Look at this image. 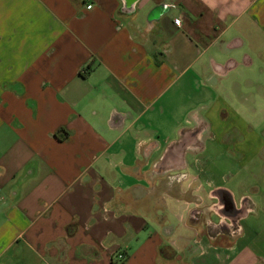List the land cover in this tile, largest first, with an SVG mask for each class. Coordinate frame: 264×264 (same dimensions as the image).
Here are the masks:
<instances>
[{
	"label": "crops",
	"instance_id": "1",
	"mask_svg": "<svg viewBox=\"0 0 264 264\" xmlns=\"http://www.w3.org/2000/svg\"><path fill=\"white\" fill-rule=\"evenodd\" d=\"M261 34L264 0H0V264H264V179L187 168Z\"/></svg>",
	"mask_w": 264,
	"mask_h": 264
},
{
	"label": "rangeland",
	"instance_id": "2",
	"mask_svg": "<svg viewBox=\"0 0 264 264\" xmlns=\"http://www.w3.org/2000/svg\"><path fill=\"white\" fill-rule=\"evenodd\" d=\"M252 42L259 50L252 55L253 65L230 70L221 82L202 129L204 148L195 154L197 166L187 167L199 179L228 181L236 194L244 179H264V34ZM248 49L232 50L230 57L242 60Z\"/></svg>",
	"mask_w": 264,
	"mask_h": 264
},
{
	"label": "water",
	"instance_id": "3",
	"mask_svg": "<svg viewBox=\"0 0 264 264\" xmlns=\"http://www.w3.org/2000/svg\"><path fill=\"white\" fill-rule=\"evenodd\" d=\"M161 10H162V6H157V7H155V8L152 10V13H151L152 16H153V17H150L151 20H152V19H158L159 14H161V12H162ZM154 16H155V17H154ZM173 145H174V144H170L169 147L167 148V150L172 149ZM183 156H184V153H183Z\"/></svg>",
	"mask_w": 264,
	"mask_h": 264
},
{
	"label": "built area",
	"instance_id": "4",
	"mask_svg": "<svg viewBox=\"0 0 264 264\" xmlns=\"http://www.w3.org/2000/svg\"><path fill=\"white\" fill-rule=\"evenodd\" d=\"M87 7H90V5H88ZM173 22H174L175 25H179L180 19L179 18H175ZM117 257H118V259H123V255L122 254H118Z\"/></svg>",
	"mask_w": 264,
	"mask_h": 264
},
{
	"label": "flooded vegetation",
	"instance_id": "5",
	"mask_svg": "<svg viewBox=\"0 0 264 264\" xmlns=\"http://www.w3.org/2000/svg\"><path fill=\"white\" fill-rule=\"evenodd\" d=\"M199 130H200L199 128H195V129H194V131H191L190 133H193V134H195V133H198V132H199ZM183 141H184V139H183Z\"/></svg>",
	"mask_w": 264,
	"mask_h": 264
}]
</instances>
